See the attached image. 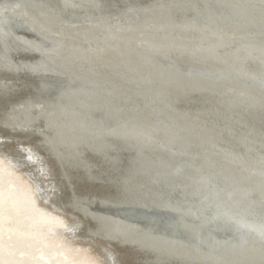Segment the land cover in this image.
Returning a JSON list of instances; mask_svg holds the SVG:
<instances>
[{
	"label": "bare ground",
	"instance_id": "6f19581e",
	"mask_svg": "<svg viewBox=\"0 0 264 264\" xmlns=\"http://www.w3.org/2000/svg\"><path fill=\"white\" fill-rule=\"evenodd\" d=\"M107 1L0 0V99L9 98L16 86L7 84L6 77L20 80L19 88L38 83L29 73L43 85L49 74L66 83L55 97L27 92L0 107L1 123L25 132L27 139L34 132L39 137L26 142L25 155L4 152L0 143V168L30 186L32 195L31 201L0 191V264H16L3 257L33 238L78 248L94 264H124V249L113 239L151 250L158 260L261 264L264 0H122L113 7ZM20 47L37 55L16 59ZM102 107L106 114L110 111L111 122L97 114ZM5 130L0 126V139ZM122 144L133 148L151 172L141 184L146 187L142 193L133 189V175L119 174L125 191H134L133 201L87 184L82 189L72 180L71 163L84 166L93 178L99 174H93L95 162L88 154L114 160L107 150ZM239 147L245 149L243 157ZM19 156L36 162V172L45 176L57 172L61 180L52 177L53 186L59 189L64 182L70 187L67 201L54 191L40 195L19 168ZM216 175L231 184L216 190L210 180ZM97 200L112 210L132 202L177 214L183 235L165 234L164 240L154 233L142 236V225L95 210ZM210 224L224 233L233 229L231 224L243 225L237 232L246 246L217 236ZM80 229L94 241L106 238L99 240L104 254L75 242ZM4 235L14 239V247L5 246Z\"/></svg>",
	"mask_w": 264,
	"mask_h": 264
},
{
	"label": "water",
	"instance_id": "95a60500",
	"mask_svg": "<svg viewBox=\"0 0 264 264\" xmlns=\"http://www.w3.org/2000/svg\"><path fill=\"white\" fill-rule=\"evenodd\" d=\"M121 2H122V0H108L106 2V4L109 7H113L116 4L118 5ZM19 30H23L29 34L30 33L34 34L28 28L15 27V31H19ZM17 51L18 52L15 55L16 59L19 55H24V54L29 55V54L33 53L35 56L37 55L35 51H33V52L31 50L27 51L23 47L22 48L20 47ZM184 69L188 72L186 67H184ZM28 76L31 78V80L37 81L38 83L34 84L32 82L30 84H27L26 87H23V91L33 93V95H35L36 97H41V96L42 97H55V95L66 84V83H64V81H65L64 79H62V78L60 79V77L58 78L57 76H52L50 74L48 75L49 80H47V83L44 85L40 81H38L37 76L32 75L30 73ZM197 97H199V96H196L195 98H197ZM142 103L143 102H141L140 100L138 101V104L142 105ZM177 105H180V104H177ZM206 106H207V104H206ZM216 106H221V104L217 103V104H215V107ZM103 108L105 109V107H102L101 108L102 110L99 108L97 114H100V116L104 118L105 123H107L108 121H110V120H108V119H110V111H108V114H106V111H105L106 109L104 110ZM120 115H124V112L120 113ZM40 122L42 123V121H40ZM0 126H2L4 129H6L5 131H8V130L10 132L15 131L14 129L9 128L8 126H5L4 123H1V122H0ZM13 133L26 135V133L23 131L22 132H13ZM120 146H122V147H119V149H117V150L116 149H108L107 150V152L110 153L109 155L113 154L115 156L114 160H112L111 158H108V157L106 158L102 154H94L93 152L88 154V159L93 160L95 162V166L92 167V170H93V174H95V173L99 174V175H96L97 177L94 176L93 178H90V175L88 174L89 172H88V170L83 168L84 166L82 167V165H72V163H71L69 170H71L72 180L76 181L77 183L83 184L82 185L83 187H85L87 184V186L90 185V188L91 187L92 188L97 187L98 189H102L104 191H112V192L119 194V195L123 194V196H121L122 199H124L126 197L125 195H128L130 197L128 199L131 200V199H133L131 192L134 193V191H131V192L125 191V188H126L125 186H127V185L123 184L124 180L122 179L121 175H119L122 172L124 174V177H126V175H130V176L133 175V177H130V176L129 177H130V181H132V182L134 181L135 183H137L136 186H133V189H135V191H138L139 193L146 191V187L144 186V184L143 185H141V184L144 182L145 178H148L147 172H150L149 169L147 167L145 168V166L141 165V161H139L137 158L138 154L133 148L129 150L128 147L123 146V144ZM243 150L245 151V149L243 147H239L238 154L241 155L242 157H243V155L241 153L243 152ZM193 152H195L196 154L199 153L198 150H194ZM243 153H245V152H243ZM118 155H119V158L116 157ZM151 156H153V155L151 154ZM182 156L184 157V159L187 162H190V159H186L187 157L185 155H182ZM245 159L248 160L247 158H245ZM26 160L28 163H31L30 159L28 157ZM147 162H149V161H147ZM32 163H36V162H32ZM54 163L56 164V167L58 168L57 171L59 173V170H60L59 168H61V167L57 164L56 160ZM134 163H135V166H134ZM125 168L127 170H125ZM129 168L132 170H130ZM143 169H145V171ZM135 170L137 172H135V174H134L133 172ZM171 172H172V170H171ZM117 173L119 175L118 177H117ZM47 175H49V177L51 179L52 177H54L55 174L52 173V175H51V173L50 174L48 173ZM221 176L222 175H219V176L216 175V176L210 177L211 183L216 190H220L222 183H229V180H225V178H223ZM149 177L151 178V176H149ZM229 184H231V182ZM139 185H141V186H139ZM235 185H236V183H235ZM160 187L162 189H164L163 185H160ZM236 188L239 189V187L237 185H236ZM82 189H88V188L85 187ZM172 190H174V189H172ZM61 192H62V194H60ZM61 192H60V189H56V191H55L56 195L58 197L62 198L61 201H67V199L69 197V193H70V187L68 185H66V190L63 189ZM174 192L175 193L173 194V197L178 198L179 194L176 191H174ZM168 195H170V194H168ZM42 196L44 197L45 194H43ZM139 196H141V195H139ZM251 198H253V196H251ZM131 201H133V200H131ZM94 203L95 204L93 205L94 206L93 208L95 210L111 213L115 216H119V217L128 219L129 221L134 222L136 224L142 225L144 228H141L142 232L139 233V234H142V236L143 235L148 236L147 235L148 233H154L155 236H158V238L164 240L165 234L166 235H175V236L176 235H183L182 232L179 230L180 229L179 223H178L179 217L177 214H175V215L171 214L170 215V212L165 211L163 209H160V208L148 209L145 206L134 205L132 202H131V204H127L126 206H123L121 208H119V207L114 208V210H112L111 207L104 206V205H103L104 207L101 208L99 200L95 201ZM91 221L94 223V220H91ZM230 226H232L233 229H231V231H227L225 233L224 232H217L216 231L217 229H215L214 226L211 224L209 227H210V230L214 229V231H216L215 234L217 236H220L223 238L225 237V239L230 238L231 242L235 241V243H243L244 240L239 239L240 235L237 232L238 228L243 227V225H238V227H236L235 225L231 224ZM153 230L156 231V234ZM204 230H207V229H204ZM204 230H203V234L207 235L206 233H209V231H204ZM85 233H87V232H85ZM99 240L104 241V240H106V238H104V237L101 239L98 238V241ZM112 241L120 249L121 248L124 249V252H125L124 253L125 254L124 255V264H207V263H202V262L197 261V260H193V261L182 260L181 261L178 258H171V259L167 260L168 258H165V256L163 258H161L160 260H158V259H156V255H154V253L151 250L140 249L138 246H134L133 244H130L129 242L123 243V242H121L119 240H115V239H113ZM250 242H252V240H250ZM250 242H249V244H251ZM246 243H247V241L245 243H243L242 246L243 245L246 246ZM99 244H101V243L99 242ZM139 258H143L144 260H138ZM148 260L150 262H147ZM121 261H123V260L121 259ZM262 261L263 262L261 264H264V260H262ZM252 264H257V263H252Z\"/></svg>",
	"mask_w": 264,
	"mask_h": 264
},
{
	"label": "rangeland",
	"instance_id": "374dc122",
	"mask_svg": "<svg viewBox=\"0 0 264 264\" xmlns=\"http://www.w3.org/2000/svg\"><path fill=\"white\" fill-rule=\"evenodd\" d=\"M18 57H21V56H18ZM18 57H17V59H18ZM6 78H7L6 79L7 84H12V85H16V86L11 88L12 94L9 98L0 99V107L5 102L7 103L9 101L11 102V101L18 100V99L22 98L24 95H26L25 93H27V92L23 91V88H19L20 80L13 79L10 77H6ZM15 82H17V83H15ZM27 84H30V83L28 82ZM19 94H22V96ZM29 136L31 137V140L33 142H35L39 139L38 135L35 132L31 133ZM31 140L27 139L26 135H24V134H16L13 132L4 131V134L2 135V137L0 139V143L3 144V146H4V147H2V148H4L3 149L4 152H7V153L11 152L9 154H12L13 151L15 153H17V151H18L19 155H25L27 150L24 147L27 146L26 142H30ZM15 142H17V143H15ZM11 144H13V145H11ZM18 144H19V146H18ZM36 145L40 146L39 142ZM13 146H16L17 148L13 147ZM20 148H21V150H20ZM22 148H23V150H22ZM40 149L42 150L41 146H40ZM45 156L52 163V160L49 158V156L48 155H45ZM19 158L24 161L23 162L21 160L19 162V164H20L19 168H21L22 171L24 170L27 175L29 174L28 175L29 179L31 180L32 183L37 185L36 187L38 188V191L40 190V195H43V194L46 195V194H50V191H54V192L56 191L55 190L56 187L53 186V185H55L54 179H50L49 176H45L39 171L36 172L37 168H35V166H34V164H32V162L28 163L26 161L27 158L25 159V157L23 158L21 156H19ZM53 166H54V164H53ZM34 168H35V170H34ZM54 177H56V178L58 177L57 179L61 180L59 178L60 176L57 174V172L55 173ZM41 181L43 183L42 187L40 184ZM47 183L50 186L47 185ZM43 186H45V188H43ZM65 186L66 185L63 182V187L60 186V188H59L60 192L64 188H65L64 190H66ZM0 191L5 196L15 195L16 197H25L27 199L30 198V200L32 201V195L30 193L31 187L30 186L24 187L19 182H16L14 180V178H12L10 170L7 168H2V167L0 168ZM60 194H62V192ZM41 201H43V200H41ZM74 234H75L74 235L75 236L74 237L75 242L81 243V244H91L93 246V249L97 253L104 254V251L101 247L102 244H99L98 240L97 241L95 240L96 241L95 242L92 238L87 237L85 234V230L84 231H83V229L82 230L81 229L76 230V232ZM13 240L14 239L12 237H9L7 235L3 236V242L7 248L8 247L9 248L14 247L15 242ZM30 240H31L30 243L27 244L26 246H23L21 248L18 247L14 251H12L10 257L9 256L8 257L2 256L3 260L7 259V260H9V262L16 263V264H94L93 262L90 261L91 259L89 260V258H86L87 257L86 255L82 256L81 254H79L80 250L78 248H75V247L72 248L68 245H65V243L55 242L52 245H48L47 243H45V240L43 238H33Z\"/></svg>",
	"mask_w": 264,
	"mask_h": 264
}]
</instances>
